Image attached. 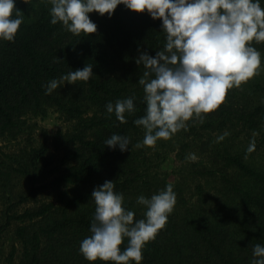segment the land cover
Returning a JSON list of instances; mask_svg holds the SVG:
<instances>
[{
  "label": "trees",
  "instance_id": "16d2710c",
  "mask_svg": "<svg viewBox=\"0 0 264 264\" xmlns=\"http://www.w3.org/2000/svg\"><path fill=\"white\" fill-rule=\"evenodd\" d=\"M51 6L17 0L23 22L14 40H0V137L17 142L28 133L0 159V264H115L90 262L79 251L91 234V192L105 180L115 181L134 220L144 218L139 195L173 186L174 208L142 249L141 264H251L253 246L264 245V41L250 42L261 53L255 74L228 89L203 122L194 115L170 138L137 148L144 130L133 121L144 115L138 80L145 69L135 61L163 48L161 20L120 4L111 17L89 13L96 32L77 35L50 23ZM85 64L93 66L88 81L45 94L47 81ZM129 96L136 111L121 124L105 105ZM49 111L69 126L35 145L28 121ZM113 133L130 138V151L104 145ZM171 155L173 182L161 167ZM19 180L25 193L15 191ZM3 238L11 242L6 252Z\"/></svg>",
  "mask_w": 264,
  "mask_h": 264
},
{
  "label": "clouds",
  "instance_id": "9594fccd",
  "mask_svg": "<svg viewBox=\"0 0 264 264\" xmlns=\"http://www.w3.org/2000/svg\"><path fill=\"white\" fill-rule=\"evenodd\" d=\"M17 0H0V40H14L24 16L15 8ZM50 23L58 22L73 34H92L97 25L89 13L109 17L120 4L136 13L147 12L160 19L165 43L154 56L146 51L136 59L145 71L138 84L143 86L144 115L133 121L142 127L144 137L135 147L154 146L168 139L194 115L218 107L228 89L252 77L261 65V53L250 42L264 41V7L261 0H50ZM15 13V15H14ZM59 61V58H55ZM93 66L71 70L42 85L45 94L60 87L88 81ZM134 96L109 101L107 113L121 123L136 111ZM228 133L225 132L224 135ZM223 139V136L219 137ZM109 149L130 151V138L113 133L104 141ZM255 149V142L248 151ZM193 159L195 156L192 157ZM115 181L105 180L91 192L95 210L90 235L80 241L79 251L90 262L141 264L145 244L154 239L169 218L176 203L172 184L150 197L139 195L136 202L145 208L144 218L134 220L135 212L124 206V195L115 191ZM127 238V246L121 248ZM251 264H264V245L252 248Z\"/></svg>",
  "mask_w": 264,
  "mask_h": 264
},
{
  "label": "rangeland",
  "instance_id": "374dc122",
  "mask_svg": "<svg viewBox=\"0 0 264 264\" xmlns=\"http://www.w3.org/2000/svg\"><path fill=\"white\" fill-rule=\"evenodd\" d=\"M28 125L30 126V129L27 131L29 132L35 142V145L40 143V140L43 136L51 137L56 131L58 130H64L69 124L63 120V118L60 117L58 113L55 111H49L47 116L45 118H34L28 121ZM28 133L23 135L19 141L13 142L9 141L6 138L0 137V159L3 158V155L6 153H11L16 151L20 146L23 145L24 139ZM176 161L174 157L171 155L169 156L166 161L162 164V169L169 173V181H174V176L172 175L171 171L174 167H176ZM15 191L17 192H23L25 193L27 191V185L25 183V180H19L15 181ZM47 195L39 196L38 200L46 198ZM2 209L1 201H0V210ZM2 221V216L0 213V222ZM1 243L3 245V250L6 252L9 248V245L11 242L7 240V238H3L1 240Z\"/></svg>",
  "mask_w": 264,
  "mask_h": 264
}]
</instances>
